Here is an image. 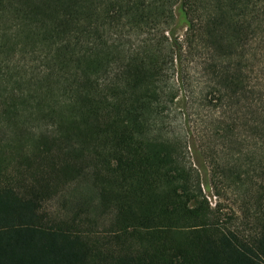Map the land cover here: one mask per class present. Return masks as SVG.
<instances>
[{
	"label": "trees",
	"instance_id": "obj_1",
	"mask_svg": "<svg viewBox=\"0 0 264 264\" xmlns=\"http://www.w3.org/2000/svg\"><path fill=\"white\" fill-rule=\"evenodd\" d=\"M263 25L264 0H0V264H264V160L217 165L224 213L167 126L198 55L264 149Z\"/></svg>",
	"mask_w": 264,
	"mask_h": 264
},
{
	"label": "rangeland",
	"instance_id": "obj_2",
	"mask_svg": "<svg viewBox=\"0 0 264 264\" xmlns=\"http://www.w3.org/2000/svg\"><path fill=\"white\" fill-rule=\"evenodd\" d=\"M176 16V37L182 42L186 24L179 9ZM252 48L262 58L255 67V84L262 99L257 109L264 110V27ZM202 62L198 55H184L177 63L171 81L176 98L167 117L168 130L181 143L186 161L194 169L211 207L215 209L218 205L224 213L234 211L241 215L244 199L241 191L225 189L220 197L217 195V165L237 164L248 168L264 160L263 142L257 129L260 123L253 121L248 102L232 109L219 105L215 100V84Z\"/></svg>",
	"mask_w": 264,
	"mask_h": 264
}]
</instances>
